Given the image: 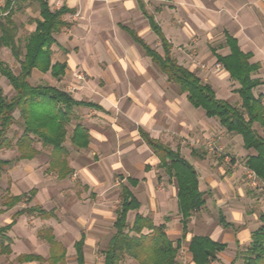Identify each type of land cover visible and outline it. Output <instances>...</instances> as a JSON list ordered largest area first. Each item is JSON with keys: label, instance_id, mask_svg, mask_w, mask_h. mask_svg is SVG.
<instances>
[{"label": "crops", "instance_id": "crops-1", "mask_svg": "<svg viewBox=\"0 0 264 264\" xmlns=\"http://www.w3.org/2000/svg\"><path fill=\"white\" fill-rule=\"evenodd\" d=\"M0 1H4L0 6L2 12L5 0ZM47 1L53 11H68L63 16L68 25L54 34L55 42L50 47L52 65L63 66L64 72L57 77L51 69L48 72L34 69L30 82L33 86L54 87L67 92L76 102L82 103L74 107L75 117L67 126L68 134L63 144L67 154L62 159L70 172L61 178L58 172L50 171L52 147H45L39 141L34 143L37 154L33 158L18 160L17 141L12 148L0 151V158L12 163L7 166L12 169L8 173L21 180L19 188H11L1 201L0 210L4 211L0 212V228L15 223L7 234L12 240V254L0 255L14 257L17 264H51L52 239L63 247L66 264H69L70 250L58 239L56 228L50 223L59 218V210L47 207L55 200L64 199L65 189L39 188L51 173L60 183L73 185L69 189L71 200L64 206L71 213L69 218L88 226L73 244L77 264L76 244L82 240L85 264H104L105 253L116 232L114 223L125 186L140 203L138 210L128 214L130 227L137 214L150 218L155 227L163 226L172 246L178 249V264H197L190 250L194 237H208L225 246L208 264H245V252L252 242V234L264 226V182L258 179L263 186L253 190L245 183L242 171H232L198 147L187 146L188 141L199 144L215 135L216 118H209L202 108L193 106L188 94L169 80L148 54V48L165 57L164 38L178 65L195 74L202 83L211 85L219 99L229 102L235 94L240 98V84L232 79L219 57L231 54L227 43L231 36L244 53L251 55L250 64L258 66L252 78L261 84L254 89V94L261 96L264 102V0ZM16 9L15 5L16 39L19 45H22L20 41L24 43L25 51L28 37L37 28L36 20L41 19L40 9L36 16H32L33 20L30 18L20 27L15 19ZM27 29L29 32L23 40V31ZM1 50L4 57L0 61L18 75L20 62L10 48ZM79 75L84 79H79ZM0 88L6 96L15 94L9 80L1 73ZM14 116L19 119V111ZM79 125L88 130L86 147H77L73 143ZM142 132L180 153L198 174L199 189L204 193L206 203L191 214L186 225L179 210L178 182L161 166ZM233 141L232 137L227 139L229 150L234 148ZM239 141V151L245 152L246 162L255 152L245 149L243 142ZM13 148L17 151L15 156L2 157L4 151H15ZM116 176L122 182L121 191L118 181L111 192L109 186L114 184ZM161 186L168 189L163 191ZM20 187L23 191L19 192ZM33 190L37 193L30 199ZM118 191L121 201L114 211L110 205L89 203L87 199L92 192L112 195ZM18 196L25 197L20 204L35 201L36 204L30 207H39L51 212L52 216L43 218L27 213L17 216L25 208L15 210L18 204L7 209L4 200ZM131 212L134 215L130 220ZM28 216L50 225L36 233L37 245L34 247L43 249V252L25 251L22 246L25 238L22 234L15 237L17 230H23ZM108 222L114 231L109 238L103 231L109 226ZM88 232L93 233L91 237ZM151 232L150 229L143 230L144 234ZM100 243L105 245L99 258L93 254L92 248ZM24 255L39 256L45 261L20 262L18 258ZM120 264L140 263L125 256Z\"/></svg>", "mask_w": 264, "mask_h": 264}, {"label": "trees", "instance_id": "trees-1", "mask_svg": "<svg viewBox=\"0 0 264 264\" xmlns=\"http://www.w3.org/2000/svg\"><path fill=\"white\" fill-rule=\"evenodd\" d=\"M21 1L37 4L41 19L36 20L37 28L28 37L25 51H23L17 43V26L13 20L14 6L17 1L5 0V6L0 12V48H10L21 64V71L16 75L8 64L0 61V73L9 80L15 91V94L9 98L0 88V151L14 146L8 132L16 123L14 113L19 111L24 131L16 142L20 153L18 160L33 158L37 154L34 143L42 142L43 146L52 147L53 158L50 171L58 172L63 178L70 172L65 160L62 159V156L67 154L63 146L68 134L67 126L75 117L74 107L82 103L76 102L70 94L57 88L33 86L30 78L34 69L43 72L51 69L57 77L63 74V66L52 65L50 47L55 42L54 34L68 25L63 20V16L68 11L66 9L53 11L47 0ZM5 13L7 15H4ZM158 33L160 34L159 29ZM162 42L165 57L150 48H148V54L167 74L169 80L179 85L183 93L188 94V99L194 107L202 108L209 118L218 119L228 133L242 137L245 149L255 152L248 157L246 165L258 179L264 182V102L261 96L256 97L254 94V89L261 82L252 78L258 66L250 64L251 55L244 53L238 41L229 36L227 43L231 54L227 57H219L232 79L240 84L238 94L241 107H236L226 100L219 99L211 85L202 83L195 74L178 65L177 61L171 57L169 45L164 38ZM256 124L262 129V134L255 128ZM142 136L159 158L161 166L178 182L179 210L186 225L191 214L206 203L205 195L199 189L198 174L180 153L152 139L145 132H142ZM73 143L77 147L88 145L89 134L84 126L79 125L76 128ZM11 164V161L0 158V171ZM36 193L35 190L31 191L30 199H33ZM24 198V196L7 197L4 200V206L11 209L23 202ZM139 208L140 203L137 198L125 186L114 223L116 232L105 253L104 264H120L125 256L134 258L140 264H178L176 260L178 249L172 246L163 226L155 227L150 218L137 214L130 227L127 222L128 214ZM2 211L4 210H0ZM24 213L39 215L43 218L52 216L51 212L35 206L22 209L17 216ZM14 223L15 221L0 228V254H12V240L7 234ZM144 229H150L152 232L144 234ZM50 241L52 242L50 263L66 264L63 247L52 239ZM76 247L78 264H85L83 240L78 242ZM223 249H225L223 244L214 242L208 237H194L190 244V250L197 264L210 263ZM18 260L20 262L45 261L42 257L34 255L20 256ZM245 264H264V226L252 234V242L245 252Z\"/></svg>", "mask_w": 264, "mask_h": 264}, {"label": "rangeland", "instance_id": "rangeland-1", "mask_svg": "<svg viewBox=\"0 0 264 264\" xmlns=\"http://www.w3.org/2000/svg\"><path fill=\"white\" fill-rule=\"evenodd\" d=\"M2 4H4V1H0V6H3ZM16 21L19 25V27L22 24H26V22H29L28 20H33L32 16H36L38 14V5L32 2H23L20 0H17L16 2ZM32 28V26H30V29ZM29 32V30H24L23 34H22V38L24 40V36ZM22 43L21 48L24 51V43L22 41H20ZM4 57V52L1 50L0 48V59H2ZM15 66L17 67V63H15ZM263 78H264V74H263ZM233 92V91H232ZM235 93V92H234ZM258 94V93H257ZM7 97L11 98L12 96L10 94L7 95ZM232 105L236 106V107H241V99L235 94L232 96V98L229 101ZM117 107V106H116ZM217 123L219 124V120L216 119L215 121V127L217 128V133L215 135H212L208 138H205L203 141H201L199 144L196 143V141H188L187 146L189 148H195L198 147V150H201L203 153H206L207 155L211 156L212 158L218 160L219 162H221L222 164H225L228 168H230L232 171H242V177L245 180V183L248 184V187L253 189V190H258L260 189L263 185L261 182H259L258 178L256 177H252L249 178V168L246 165L245 162V152H240V141L241 143L243 142V139L240 135H236V134H229L227 133V131L221 127V125H217ZM255 128L258 130V132L260 134H262V129L260 128L259 125H255ZM22 131H24V128L21 124V119H16V123L11 127L10 131L8 132V136L10 138L13 139V142L15 143L17 141V139L22 135ZM229 137L233 138V146L234 148L229 150L226 143H227V139H229ZM211 142L215 143L216 147L218 148L216 151H212L210 149V144ZM37 144V143H36ZM236 148V149H235ZM243 148V146H242ZM14 149V148H13ZM15 151H10L9 153H7L6 151H4L2 157H13L16 155V149H14ZM49 151L50 149H46V151ZM49 156V154H47ZM16 166V165H15ZM14 168V166H13ZM9 170H12L11 168H7L5 167L2 171H0V207H1V201L4 199V197L8 194L7 192L10 191L11 188H14V186L18 187L20 186L19 184V180L17 179V177L14 174L8 173ZM11 175V176H10ZM119 176H116V178H114V184H112L111 186H109V190L112 188V186H116L117 182L120 181V185H118L119 187V191H121V187H122V182L119 178H117ZM21 181V180H20ZM74 182V181H73ZM54 186V187H53ZM63 188L65 189V193H64V199H59V200H55L54 202H51L50 204L47 205L48 209L52 208V207H56V209L59 210L58 214H59V218L57 220H51V224L55 226L56 228V234L58 235V239H60L61 241L64 242V244L68 247V249L70 250L69 253V264H77L76 263V259H75V253L73 250V244L74 242L80 238V235L83 231H86L88 229V226L83 225L82 223H79L78 221L72 220L71 213L70 211L66 208V206L68 205L69 201L71 200V197L69 196V189L71 187H73V185L67 182V183H60L59 180L56 178V176L54 174H47V176L45 177L44 182L40 185L39 188L43 189V188ZM19 188V187H18ZM161 190L165 191L166 189H168L167 187L161 186L160 187ZM23 191V189L18 190ZM16 190V188L14 189V192H18ZM111 192L113 190H110ZM115 193V194H98L96 192H92V195H87L88 196V202L89 203H100L102 202V204H107L110 205V208L114 211L115 208H119L120 206V201H121V196L120 193ZM109 192V193H111ZM45 197H47V194H44ZM107 195H109V197H107ZM87 199H83L82 201H86ZM38 202V201H37ZM36 204V202H32L30 204L28 203H22L20 204L18 207H16L15 210H18L20 208H26V207H30L32 205ZM66 205V206H64ZM64 206V207H63ZM64 208V209H63ZM63 209V210H62ZM134 212L130 213V220L133 218ZM36 217L33 216H28L26 219V223H24L23 226V230H17V232L15 233V237L20 236L22 234V236L25 238V242H23V247L25 246V248H23L25 251H39V252H43V249L34 247L35 244L37 245V239H36V233L37 231L42 228V227H50L49 223L44 222L42 220H37L35 219ZM1 223V222H0ZM107 224H109V226L104 227V235L107 236V238H109L112 233L114 232L112 227L110 226L111 222H108ZM3 225V224H1ZM89 233V237H91V235L93 234L92 232H88ZM107 240V239H106ZM36 241V242H35ZM106 243V241H105ZM103 243H100L99 245H97L96 247L92 248V252L95 256H98L100 258V254L102 252V249L104 248ZM1 256V255H0ZM0 264H17L16 263V259L12 256H4V257H0Z\"/></svg>", "mask_w": 264, "mask_h": 264}, {"label": "built area", "instance_id": "built-area-1", "mask_svg": "<svg viewBox=\"0 0 264 264\" xmlns=\"http://www.w3.org/2000/svg\"><path fill=\"white\" fill-rule=\"evenodd\" d=\"M78 78L81 79V80L84 79L82 75H79ZM210 149L212 151H216L218 148L216 147L215 143L211 142ZM248 174H249V178H252V177H256L257 178V176L255 175V173L253 171H251L250 169H249Z\"/></svg>", "mask_w": 264, "mask_h": 264}]
</instances>
